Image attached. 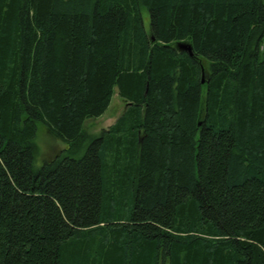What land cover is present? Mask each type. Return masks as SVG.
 Wrapping results in <instances>:
<instances>
[{
  "label": "trees",
  "instance_id": "1",
  "mask_svg": "<svg viewBox=\"0 0 264 264\" xmlns=\"http://www.w3.org/2000/svg\"><path fill=\"white\" fill-rule=\"evenodd\" d=\"M0 264H264V0H0Z\"/></svg>",
  "mask_w": 264,
  "mask_h": 264
},
{
  "label": "rangeland",
  "instance_id": "2",
  "mask_svg": "<svg viewBox=\"0 0 264 264\" xmlns=\"http://www.w3.org/2000/svg\"><path fill=\"white\" fill-rule=\"evenodd\" d=\"M141 15L144 28L148 31L150 27V16L147 9L141 8ZM126 107L114 88L110 105L107 110L98 118L87 119L83 124V131L88 135H98L103 129L108 128L121 115ZM38 155L36 165L40 166L44 161H50L59 155L65 148L66 144L60 139L53 136L42 124L38 123L36 137L34 139Z\"/></svg>",
  "mask_w": 264,
  "mask_h": 264
},
{
  "label": "water",
  "instance_id": "3",
  "mask_svg": "<svg viewBox=\"0 0 264 264\" xmlns=\"http://www.w3.org/2000/svg\"><path fill=\"white\" fill-rule=\"evenodd\" d=\"M178 47L182 50V51H185V52H188L189 55H191V47L190 45L188 44H185V43H179L178 44ZM203 82V80H202Z\"/></svg>",
  "mask_w": 264,
  "mask_h": 264
}]
</instances>
